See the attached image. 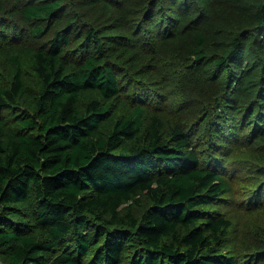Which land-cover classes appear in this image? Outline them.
Wrapping results in <instances>:
<instances>
[{"label": "trees", "instance_id": "obj_1", "mask_svg": "<svg viewBox=\"0 0 264 264\" xmlns=\"http://www.w3.org/2000/svg\"><path fill=\"white\" fill-rule=\"evenodd\" d=\"M231 6L190 26L182 0H0V264H236L220 252L232 221L206 209L227 173L202 164L180 119L133 105L150 100L131 78L150 56L143 28L175 12L169 39L189 38L219 92L196 129L258 136L264 0Z\"/></svg>", "mask_w": 264, "mask_h": 264}, {"label": "rangeland", "instance_id": "obj_2", "mask_svg": "<svg viewBox=\"0 0 264 264\" xmlns=\"http://www.w3.org/2000/svg\"><path fill=\"white\" fill-rule=\"evenodd\" d=\"M231 4L232 0H182V9L195 10L194 20L189 22L192 26L205 19L217 23L227 17ZM97 12L100 18L108 14L104 4H99ZM166 13L172 23L166 20L156 29L145 26L138 37V50L149 51L150 56L144 62L146 69L131 78L136 80L135 84H143V97H149L150 106L137 101L132 104H142L147 114H161L167 124L180 119L200 151L202 164L211 167L214 165L210 161H215L214 168L224 169L229 189L221 202L206 207L232 221L220 252L233 256L236 264H264V138L257 139L259 133L264 134V125L259 126L258 136H254L252 126L238 123L233 126L236 139L227 141L222 137L218 141L206 130L196 129L203 111H210L214 118L218 116L214 99L219 92L215 90L213 70H204L194 61L189 38L177 42L169 39L180 24V17L172 11ZM133 65L134 62L131 68ZM126 109H121L119 115ZM229 119L226 124L233 125ZM232 132L228 131L227 136L233 137Z\"/></svg>", "mask_w": 264, "mask_h": 264}]
</instances>
